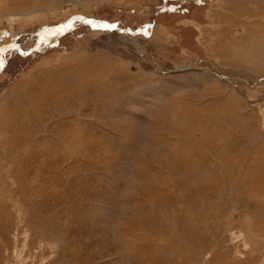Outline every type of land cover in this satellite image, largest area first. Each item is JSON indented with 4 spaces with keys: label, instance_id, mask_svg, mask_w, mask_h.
<instances>
[{
    "label": "rangeland",
    "instance_id": "obj_1",
    "mask_svg": "<svg viewBox=\"0 0 264 264\" xmlns=\"http://www.w3.org/2000/svg\"><path fill=\"white\" fill-rule=\"evenodd\" d=\"M262 36L264 0H0V264H264Z\"/></svg>",
    "mask_w": 264,
    "mask_h": 264
},
{
    "label": "bare ground",
    "instance_id": "obj_2",
    "mask_svg": "<svg viewBox=\"0 0 264 264\" xmlns=\"http://www.w3.org/2000/svg\"><path fill=\"white\" fill-rule=\"evenodd\" d=\"M261 38L263 41V36L259 37V38H254L253 42H251V44L246 46V47H234V52H235L236 56L238 58H240L241 61L247 65L255 66L258 64H263V66H264V59H262V58H264V53L262 52L263 53V55H262L261 52H260L261 53L260 54L256 50V48H260L258 46L262 42V41H260ZM262 43H261V46L263 45ZM262 50H263V47H262ZM261 59L263 62H261Z\"/></svg>",
    "mask_w": 264,
    "mask_h": 264
},
{
    "label": "water",
    "instance_id": "obj_3",
    "mask_svg": "<svg viewBox=\"0 0 264 264\" xmlns=\"http://www.w3.org/2000/svg\"><path fill=\"white\" fill-rule=\"evenodd\" d=\"M86 19V18H85ZM110 26H113L112 24H110ZM118 31H123V29H118V28H116ZM41 37H42V35H41Z\"/></svg>",
    "mask_w": 264,
    "mask_h": 264
},
{
    "label": "snow or ice",
    "instance_id": "obj_4",
    "mask_svg": "<svg viewBox=\"0 0 264 264\" xmlns=\"http://www.w3.org/2000/svg\"><path fill=\"white\" fill-rule=\"evenodd\" d=\"M89 23H91V22H89ZM2 64H3V61H2V60H0V67H2Z\"/></svg>",
    "mask_w": 264,
    "mask_h": 264
}]
</instances>
